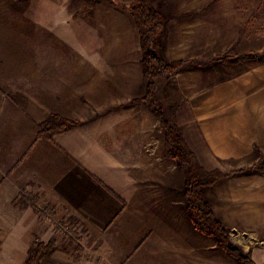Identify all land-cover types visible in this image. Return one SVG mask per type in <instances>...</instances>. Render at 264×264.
<instances>
[{"label":"crops","instance_id":"1","mask_svg":"<svg viewBox=\"0 0 264 264\" xmlns=\"http://www.w3.org/2000/svg\"><path fill=\"white\" fill-rule=\"evenodd\" d=\"M16 5L0 6L1 239H8L10 216L56 220L54 213L61 211L81 221L85 239L79 242V259L75 248H57L52 264H232L216 239L193 227L185 178L168 158L165 130L147 106L133 103L147 91L135 21L110 4L98 5L92 28L104 33L102 54L88 58L87 43L76 34L65 0H31L30 8ZM210 13L213 21L239 16L232 9ZM188 22L168 24L170 62L200 56L198 28ZM25 30L38 39L31 42L33 55L31 43L20 39ZM40 32L51 37L40 40ZM253 33L243 49L229 55L263 52L262 30ZM212 39L214 49L218 43ZM57 48L63 54L59 61L53 57ZM222 67L224 76L213 71L211 85L201 84L199 67L173 74L167 92L187 144L208 171L228 173L261 163L207 191L219 220H229L235 218V207L264 201V60ZM54 115L79 126L52 140H39L41 124ZM236 183L245 198L233 197ZM248 187L255 188L256 199ZM21 195L35 198L37 207L53 210V216L39 218L33 207L15 209L13 202ZM19 233L17 246L26 257L31 244ZM6 249L1 252L5 257Z\"/></svg>","mask_w":264,"mask_h":264},{"label":"rangeland","instance_id":"2","mask_svg":"<svg viewBox=\"0 0 264 264\" xmlns=\"http://www.w3.org/2000/svg\"><path fill=\"white\" fill-rule=\"evenodd\" d=\"M151 1L153 3L154 8L162 15L163 22H164L163 23L164 31L162 35L160 36V38L157 40V53L162 58H164V60H166L168 63L182 62L183 65L181 66L179 71L173 74H179L190 67L201 68L203 70V72L200 73V77H199L201 84H209V85L212 84L213 81L210 82L208 81V79L211 78V76H213V73H214L213 71H215L216 75L219 77L224 76L223 74L224 71H223L222 66L231 65V64L225 63L224 60L228 58H233L239 54L244 53V52H241L234 56L229 55V53L243 49L247 44L246 40H248L249 42L251 41L247 37V35L254 36L256 34L253 33V31H256L257 29L259 30L261 29L262 30L261 34L263 35V40H264V0H151ZM65 3L72 10V13H73L72 20H73V23L75 24L76 31H78V33L76 32V34H78V37H80V40H83L87 43L88 47L86 48L85 53H86V56H88V58H95L96 56L98 55L101 56L102 54V48H100V46H101V37L104 33L103 34L99 33L98 27L92 28V26H95L94 20H93L94 18L93 10L98 5L110 4L114 6L121 14L130 16V18H132V20L135 21L132 14L128 10L123 9L121 5L119 7L116 1H112V0H71V1H68V0H65ZM2 4H5V5L10 4V5H13L14 7H17L16 4H18L20 6H24L25 8H30L31 0H0V6H2ZM214 9L215 10L217 9L237 10L239 16L234 17V18L215 17V21H213L214 18L211 16L210 10H214ZM191 10L198 11V12L194 14L185 13L186 16H183V17L180 15L183 12L191 11ZM87 15L88 17H86ZM27 20L28 21L26 20L24 21L25 27L30 26L29 18H27ZM185 20H189L190 22L188 23L196 25L198 28V32L196 33V35L199 38L200 45H201L200 56L194 59H186V60L181 59V60L170 62L166 58L167 42L165 40L166 35H168L167 34L168 29H169L168 24L171 22L172 23L174 22V24H177L179 26L182 23V21H185ZM225 20H233V21L232 23H225ZM9 21H10L9 22L10 24H14L13 19H9ZM134 23H135V27H134L135 28V45L141 46L139 29H138L136 21ZM27 24H29V26ZM249 30L252 33L249 34L248 33ZM24 33H27L28 35L23 34L22 36H20V39H22L21 41L24 42L25 44L27 43L30 44L31 42L32 43L38 42L37 37L34 34L30 33V30L29 31L25 30ZM115 34H116V31L114 35ZM38 37L40 38V40H48L51 36H49L47 32H44V33L40 32L38 34ZM212 38H215L218 43L217 47L214 49L211 48V41L213 40ZM226 44H229L230 46L236 47V48L234 49L230 48L229 50H222L221 48H218L221 46L224 47L226 46ZM207 45L209 47L205 49L204 46H207ZM30 51H31V54L33 55L35 51L33 48V45L31 49L29 50V52ZM225 51H229V52H225ZM25 52H28V48L25 49ZM246 52H253V51H246ZM255 53L263 54L264 50L263 52H255ZM62 55L63 54H61L59 48H57L56 52L53 53V57L57 61L63 59ZM142 60H143V50H142ZM210 70H212V73L210 72ZM173 74H169L165 78L157 81L155 102H156L157 107H159L163 111L165 119L169 123L175 124L178 126L176 116L174 115V112H173L172 104L168 100V92H167L168 81H169L170 76ZM216 79L218 81V77ZM144 98L137 99L133 103H135L136 105L147 106L151 112L152 118L158 121L157 118L153 115L150 107L143 102ZM50 120L51 118L49 119V121ZM44 123H42L41 126ZM178 128L184 138V135L179 126ZM40 130H41V127H40ZM184 141L187 144L185 138H184ZM188 147L191 149L189 145ZM193 153L196 155L194 151ZM199 163L209 173L214 172V171H220V170L208 171L201 164L200 161ZM260 165L261 163L258 162L253 168L233 170L228 173H224L222 171L220 172H222L223 174H231L233 172L243 171L241 173L235 174L234 176L230 177V178H237L239 174L248 172L250 170H254L256 167H259ZM229 179L223 181L219 185L213 188H210L208 190H211V189H214L220 186L221 184L228 181ZM236 185L238 184L236 183ZM248 188L253 190L251 193L253 195V199H256L255 188L254 187L253 188L248 187ZM236 189H234V191H236L237 193L232 192L233 197L235 194L239 198V200L241 197L245 198L244 197L245 192L241 191L242 190L241 186L238 185V188ZM207 191L205 195H206V200L209 203L207 199ZM247 196H248V199H250L251 197L250 194H248ZM15 203L16 202H13V207L15 209L17 208L20 211L27 209V208H22L21 206H17V205L15 206ZM241 204H243V202H241ZM32 210L40 218L41 212L44 210V208L39 207L37 209H32ZM51 211L53 213V210ZM232 213L235 215V218L233 217L232 219H229V220H219V218L214 212L216 218L222 223V225L224 226L227 232L228 241L231 247L238 249L241 255L245 259H247V262H243V261L241 262L232 257V261H231L232 264H264V201L263 203L254 202L253 206H248V208L246 209L245 208L240 209L238 207H235L232 210ZM54 214L56 215L55 216L56 220L55 219L54 220H15L14 217L10 216L9 218L11 219L8 220V225H7V234H8L7 238L8 239L7 240H5V238L1 239L3 235L0 234V253L2 252V249L7 250L6 248H8L9 255L5 257V254L1 253L0 264H6L5 261H7V264H25L26 263L28 259V255L26 257L21 255L19 248L17 246L18 243H20L17 240V236H19L20 238V235H17L19 232H20L19 234L23 232L26 235L27 239L29 240L31 244L30 248L34 246L35 244L49 245L52 241H54L55 251L53 255L56 253L57 248L60 249L61 251L75 248L76 254H77L76 257L79 259V254L81 252L79 249V246H80L79 242H80V239L82 238L85 239L84 237L85 231H84V227L81 221L73 220L69 216L68 213L64 214L61 211L59 213L56 212ZM0 232L4 234L5 232L4 227L0 226ZM74 234H77L80 238L74 237ZM82 243H84V240L82 241ZM217 247H218V244H217ZM29 250H28V254H29ZM12 252L16 253L14 256H12L13 260L11 259ZM52 256L49 258L43 259L41 264H52L53 263Z\"/></svg>","mask_w":264,"mask_h":264},{"label":"trees","instance_id":"3","mask_svg":"<svg viewBox=\"0 0 264 264\" xmlns=\"http://www.w3.org/2000/svg\"><path fill=\"white\" fill-rule=\"evenodd\" d=\"M117 5L128 10L134 17L139 33L141 47L143 50V77L147 85V93L143 102L147 104L153 115L160 122L166 133V144L168 158L173 160L179 170L185 176V198L190 221L197 232L217 240L218 247L228 253L231 257L247 262L238 249L231 247L227 232L222 223L216 218L213 210L206 200V191L240 172L223 174L220 171L207 172L199 163L196 155L185 143L184 138L177 125L169 123L163 111L157 107L155 94L157 81L169 74L179 71L182 62L168 63L157 53V40L164 31L162 15L154 8L151 0H112ZM263 61L264 53L244 52L233 58L225 59L224 62L238 65L246 61ZM78 122L67 120L58 115L51 117L50 121L41 126L38 134L39 140H52L56 135L65 134L75 130ZM36 199L31 196L21 195L15 206L22 208L33 207L37 209ZM53 216L51 210L45 209L41 212V218ZM55 251L54 241L49 245L35 244L29 250L28 259L25 264H41L42 260L49 258Z\"/></svg>","mask_w":264,"mask_h":264}]
</instances>
